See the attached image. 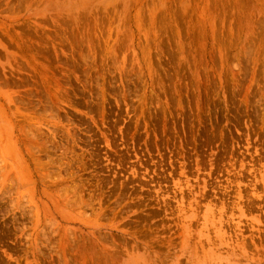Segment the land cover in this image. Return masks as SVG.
I'll return each instance as SVG.
<instances>
[{"label":"rangeland","instance_id":"1","mask_svg":"<svg viewBox=\"0 0 264 264\" xmlns=\"http://www.w3.org/2000/svg\"><path fill=\"white\" fill-rule=\"evenodd\" d=\"M0 264H264V0H0Z\"/></svg>","mask_w":264,"mask_h":264}]
</instances>
